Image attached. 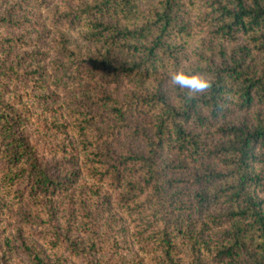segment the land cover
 <instances>
[{
    "label": "trees",
    "instance_id": "obj_1",
    "mask_svg": "<svg viewBox=\"0 0 264 264\" xmlns=\"http://www.w3.org/2000/svg\"><path fill=\"white\" fill-rule=\"evenodd\" d=\"M52 1L0 0V28L41 30L45 24L30 20L36 17L32 8L15 17L16 7ZM60 3L51 18L60 33L53 39L56 58L42 61L40 34L28 42L25 33L0 36V158L5 164L0 193L11 194L19 207L25 219L21 228L38 230L30 244L19 230V247L34 264H64L60 252L67 249L80 264H114L104 257V240L91 229L94 211L75 205L74 181L84 175L98 186L109 181L119 189L117 204L134 222L133 241L151 264H264V112L228 120L215 130L221 140L209 145L208 133L197 131L233 110L264 105V0ZM190 11L199 19L195 25L185 18ZM74 28L82 45L67 43V29ZM198 30L218 46L202 42L203 50L190 55ZM29 45L34 48L29 55L38 61L32 70L40 81H34L36 88L48 87L40 73L36 77L48 75L47 64L55 84L65 75L70 84H92L68 90L83 92V98L66 102L67 122L54 126L66 129L73 143L76 166L68 176L51 172L36 139L26 134L29 107L6 97V81L20 74L21 57L11 60V50ZM177 67L206 74L212 88L188 99L166 83L167 72ZM121 83L132 90L121 95L105 88ZM36 94L26 96L41 99ZM140 112L150 118L147 129L130 126ZM106 204L98 202L95 210L103 213ZM4 206L11 203H0ZM8 212L10 219L13 211ZM87 226L90 240L81 237Z\"/></svg>",
    "mask_w": 264,
    "mask_h": 264
},
{
    "label": "rangeland",
    "instance_id": "obj_2",
    "mask_svg": "<svg viewBox=\"0 0 264 264\" xmlns=\"http://www.w3.org/2000/svg\"><path fill=\"white\" fill-rule=\"evenodd\" d=\"M29 2V1H27ZM28 4V5H27ZM36 4V5H35ZM26 3L24 4L22 10H15V17L22 15L23 10L26 8H32V15H36L33 19L30 17V20H33V23L36 21L42 24H45L44 28L41 30L36 29V26L31 28H21L18 31L11 30L14 32V35L19 33H25L27 36L24 38L25 41H34L37 38V35L40 34V37L43 41V55L41 57L43 62L48 61V59L56 58L55 51L53 49V39L59 33V26L53 25L51 21L53 11L55 8H61L60 0H53L49 4L37 5V3ZM38 7V8H37ZM186 11H189V8H186ZM195 11H190V15H185L191 25H195L199 19H197ZM186 19V20H187ZM187 20V21H188ZM7 28H0V36L5 37L11 33ZM69 39L67 43H77L82 45L80 39V33L77 28L67 29ZM218 46L217 40H212V38L205 31H196L194 37L191 39V48L190 55L196 51L203 50L201 43ZM207 44V45H208ZM34 50L32 45L26 47H20L17 49L11 50L10 59L18 61V58L21 57V61L18 63L17 67L19 69L18 78H11V80L6 81L7 83V95L8 98L17 97V104H24V106L29 107L30 115L25 117V132L33 140L36 139L37 146L39 148V155H41L42 162L47 165L51 172H57L58 175L64 177L70 175V173L75 169V159L73 158L75 152L70 144V136H66V129L59 127L55 128L54 126L61 125L64 120L66 121L67 107L65 103L70 99H73V96L83 98V92L78 91L75 94H71L68 90L73 89V87H78L84 89L86 84L89 82L83 83H73L70 84L71 79H68L67 75L63 76L59 83H54L55 73L52 72L51 65L47 64L44 68L47 69L48 75L45 76L41 72L36 73L41 74V78L44 80V84L47 85V89L43 88L38 89L34 81H37L33 77L32 73L38 65V61L35 62V58H32L29 54ZM54 51V52H53ZM39 53V52H37ZM191 63H195L193 58ZM12 61L13 63H16ZM27 63H30L29 65ZM41 63V62H40ZM187 66V64H184ZM33 70V71H32ZM28 75H25V74ZM40 84V81H37ZM167 83V82H166ZM69 86H67V85ZM168 84V83H167ZM89 85H92L91 83ZM169 85V84H168ZM108 91L119 92V94L124 95L129 93L132 88L127 83H121L119 85L108 84L105 86ZM38 91V92H37ZM29 92L37 93L36 95H42L41 99H35L34 97H29ZM22 95V97H19ZM81 97V98H80ZM31 98V99H29ZM45 101V102H44ZM260 110L264 112V105L257 104L254 105L248 111L242 110H233L231 115H228L225 119L219 117L215 121H211L210 124L204 128H197V131L207 132V137L204 138V141L207 145L211 143H216L221 140L220 135L215 132L216 128L228 120L235 121L244 117H250L254 111ZM56 115V116H54ZM149 117L143 112H140L138 115L131 117L130 126L137 125L138 128H148ZM67 122V121H66ZM71 140H74L72 138ZM62 147V149H61ZM5 164L0 158V178L5 172ZM186 173L183 174H174L173 177H186ZM94 183L91 178H85L84 175L78 176L74 181L76 197V207L84 203L87 207L91 209L93 215L97 216V219L93 221L91 225L96 233V237H100L104 241H101L100 245L107 246L105 251V258H108L111 261H114V264H151L142 253L139 252L138 246L133 241V235L136 231L134 228V222L131 220V217L124 213L126 211L124 208L118 206L116 197L119 195L120 191L118 188H114V183L111 184L109 181H106L102 184ZM109 204H108V200ZM66 200V199H64ZM10 202L11 208L4 206L0 208V264H34L30 257L19 247V230L20 236L22 235L27 244L30 239H37V229L30 228L25 229L21 228L22 224L25 222V219L19 213L20 211L18 206H13L14 201L12 200L11 194L6 195L3 192L0 193V203ZM105 210L103 213H98L95 210L96 204L99 202H105ZM4 211V212H2ZM11 212L12 217L9 219V212ZM16 211V212H15ZM24 211V210H21ZM15 212V213H14ZM14 214V215H13ZM86 232H82L81 237L86 240H90L88 236L91 229L87 226ZM39 245H43V242L37 240ZM110 245H114V249L117 252L115 253L110 248ZM109 248L111 249L109 251ZM48 253L53 255V252ZM60 257L65 261L64 264H80L82 260L79 258H72L69 254V250L61 251Z\"/></svg>",
    "mask_w": 264,
    "mask_h": 264
},
{
    "label": "clouds",
    "instance_id": "obj_3",
    "mask_svg": "<svg viewBox=\"0 0 264 264\" xmlns=\"http://www.w3.org/2000/svg\"><path fill=\"white\" fill-rule=\"evenodd\" d=\"M173 88L184 92L188 99L204 95L212 88V80L204 73L185 71L182 67L167 72V81Z\"/></svg>",
    "mask_w": 264,
    "mask_h": 264
}]
</instances>
